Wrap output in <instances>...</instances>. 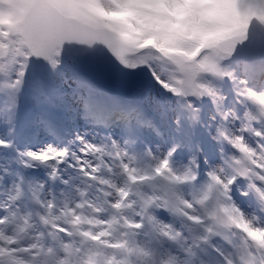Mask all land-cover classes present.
Instances as JSON below:
<instances>
[{"label":"snow or ice","instance_id":"1","mask_svg":"<svg viewBox=\"0 0 264 264\" xmlns=\"http://www.w3.org/2000/svg\"><path fill=\"white\" fill-rule=\"evenodd\" d=\"M0 264H264V0H0Z\"/></svg>","mask_w":264,"mask_h":264}]
</instances>
